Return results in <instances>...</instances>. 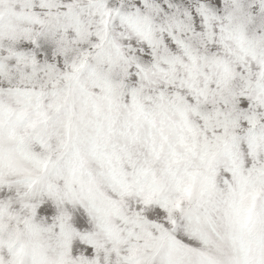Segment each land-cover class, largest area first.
I'll list each match as a JSON object with an SVG mask.
<instances>
[{
  "label": "snow or ice",
  "instance_id": "snow-or-ice-1",
  "mask_svg": "<svg viewBox=\"0 0 264 264\" xmlns=\"http://www.w3.org/2000/svg\"><path fill=\"white\" fill-rule=\"evenodd\" d=\"M0 264H264V0H0Z\"/></svg>",
  "mask_w": 264,
  "mask_h": 264
}]
</instances>
